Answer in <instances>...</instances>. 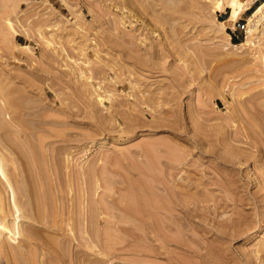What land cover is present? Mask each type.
<instances>
[{"label": "rangeland", "instance_id": "374dc122", "mask_svg": "<svg viewBox=\"0 0 264 264\" xmlns=\"http://www.w3.org/2000/svg\"><path fill=\"white\" fill-rule=\"evenodd\" d=\"M227 1L0 0V264H264V7L239 48Z\"/></svg>", "mask_w": 264, "mask_h": 264}, {"label": "bare ground", "instance_id": "6f19581e", "mask_svg": "<svg viewBox=\"0 0 264 264\" xmlns=\"http://www.w3.org/2000/svg\"><path fill=\"white\" fill-rule=\"evenodd\" d=\"M248 0H228L227 1V7L230 9L228 12L227 17L224 20H218V22L220 23V29L224 30V28L228 25H232L235 20L239 17L240 13L243 10V5L247 4ZM264 7V0L261 1L250 13V15L247 17V21H246V33L244 35V40H242L240 43H232L233 46L242 48L245 45L249 44L250 40H252V38L254 37L252 34L254 33V30L256 29V25H257V16L258 14L262 11V8ZM223 9V0H214L213 2V11H221ZM227 28V27H226ZM251 36H253L251 38ZM262 60V59H261ZM263 61V60H262ZM0 176L3 177L5 179V181L8 183V185L10 186V181L8 179V177L5 175V173L3 172L1 166H0ZM5 184V183H4ZM184 187V186H182ZM11 188V187H10ZM186 188V187H184ZM9 194V193H8ZM11 201H12V205L14 208H16L15 210L18 211V206L16 204V202L14 201V196H13V192L11 191ZM8 199V198H7ZM178 201V200H177ZM10 202V201H9ZM194 203V202H193ZM188 205V204H187ZM186 205V206H187ZM189 208V207H188ZM190 209V208H189ZM16 211V212H17ZM45 212V211H44ZM6 215V212H4ZM185 213L188 214V212L185 211ZM174 215V214H172ZM175 216V215H174ZM173 217V216H172ZM138 218V217H137ZM140 220V219H139ZM5 222V223H4ZM3 223H1V227L3 228V230L5 229L7 232H9V223L8 225L6 224V221H4ZM145 223V222H144ZM6 224V225H5ZM15 224H17V222H14V226ZM67 224V223H66ZM169 226V225H167ZM14 247V246H13ZM6 248V247H5ZM186 251V250H185ZM191 251V250H190Z\"/></svg>", "mask_w": 264, "mask_h": 264}, {"label": "crops", "instance_id": "0c3cea01", "mask_svg": "<svg viewBox=\"0 0 264 264\" xmlns=\"http://www.w3.org/2000/svg\"><path fill=\"white\" fill-rule=\"evenodd\" d=\"M221 13V12H220ZM242 13L244 12H241V15ZM240 19V15L238 17ZM238 18L235 20V22L231 25V26H227L228 29H230V33H229V37L232 38V37H237V34H235V30H237V22H238ZM225 18H223L224 20ZM241 19H244L241 17Z\"/></svg>", "mask_w": 264, "mask_h": 264}, {"label": "built area", "instance_id": "2783aa9c", "mask_svg": "<svg viewBox=\"0 0 264 264\" xmlns=\"http://www.w3.org/2000/svg\"><path fill=\"white\" fill-rule=\"evenodd\" d=\"M243 31H244V33H246V27H244Z\"/></svg>", "mask_w": 264, "mask_h": 264}]
</instances>
